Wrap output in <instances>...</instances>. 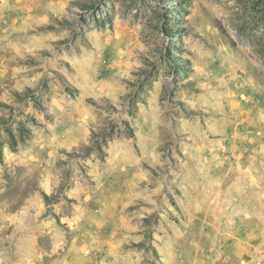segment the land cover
<instances>
[{
  "label": "rangeland",
  "instance_id": "obj_1",
  "mask_svg": "<svg viewBox=\"0 0 264 264\" xmlns=\"http://www.w3.org/2000/svg\"><path fill=\"white\" fill-rule=\"evenodd\" d=\"M0 264H264V0H0Z\"/></svg>",
  "mask_w": 264,
  "mask_h": 264
}]
</instances>
